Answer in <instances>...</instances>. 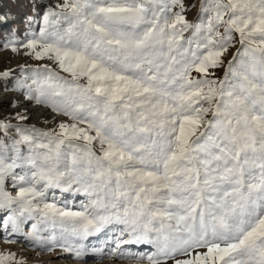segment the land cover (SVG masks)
Listing matches in <instances>:
<instances>
[{
  "label": "snow or ice",
  "instance_id": "6c2138e0",
  "mask_svg": "<svg viewBox=\"0 0 264 264\" xmlns=\"http://www.w3.org/2000/svg\"><path fill=\"white\" fill-rule=\"evenodd\" d=\"M36 8L3 45L31 61L0 72L20 93L0 114L8 242L135 264H264V0ZM0 264L26 261L7 250Z\"/></svg>",
  "mask_w": 264,
  "mask_h": 264
},
{
  "label": "rangeland",
  "instance_id": "374dc122",
  "mask_svg": "<svg viewBox=\"0 0 264 264\" xmlns=\"http://www.w3.org/2000/svg\"><path fill=\"white\" fill-rule=\"evenodd\" d=\"M54 0H0V9L4 13H7L8 20L10 23L7 26H0V72L14 69L17 74H19L18 65L31 63L26 57L20 55L19 53H14L8 47H3L6 41V37L11 33L12 36H16L17 33L21 35L18 37L23 38V33L29 24V17H32L34 12L37 11V4L53 3ZM222 75V72L219 73ZM20 96V93L12 89V80H0V114H10L17 110L16 107H13L9 104L10 101H15ZM35 117L40 121L47 119L46 116L41 115L39 112L34 113ZM33 123L36 122V119L32 120ZM40 126H43L42 124ZM83 199V197H82ZM74 204H77L74 202ZM79 206L74 210H79L80 201H78ZM11 250L19 249L20 257L24 259H31L34 254L32 252H41L40 248L36 247L34 243L29 242L26 239H23L20 235H17L12 238ZM0 243L6 245L8 239L5 238V234L0 232ZM94 246V245H92ZM56 249H59L57 247ZM14 252V251H12ZM29 259V260H30Z\"/></svg>",
  "mask_w": 264,
  "mask_h": 264
},
{
  "label": "bare ground",
  "instance_id": "6f19581e",
  "mask_svg": "<svg viewBox=\"0 0 264 264\" xmlns=\"http://www.w3.org/2000/svg\"><path fill=\"white\" fill-rule=\"evenodd\" d=\"M82 197L83 196L81 195L75 200L70 201V206L73 208V210L79 206L78 201H81ZM74 202L77 204H74ZM103 239V236H101L100 239L93 238L92 245H94V247L102 246ZM11 245L12 244L9 242L6 245L0 243V251H14L17 254V257L20 258L19 249L11 250ZM31 254H34V256L31 259L29 258L30 260L25 259L26 264H135L134 261L116 260L114 258L104 257L98 254H93L91 256H86L83 259H78L75 257L74 253L64 252L61 248L56 249L54 252H32Z\"/></svg>",
  "mask_w": 264,
  "mask_h": 264
}]
</instances>
